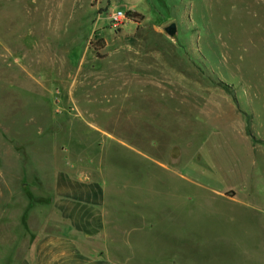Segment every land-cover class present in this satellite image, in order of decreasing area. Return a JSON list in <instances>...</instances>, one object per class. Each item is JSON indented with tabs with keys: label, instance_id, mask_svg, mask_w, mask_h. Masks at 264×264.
<instances>
[{
	"label": "rangeland",
	"instance_id": "374dc122",
	"mask_svg": "<svg viewBox=\"0 0 264 264\" xmlns=\"http://www.w3.org/2000/svg\"><path fill=\"white\" fill-rule=\"evenodd\" d=\"M107 1L0 0V264L28 238L21 184L59 144L182 264H264V0Z\"/></svg>",
	"mask_w": 264,
	"mask_h": 264
},
{
	"label": "crops",
	"instance_id": "0c3cea01",
	"mask_svg": "<svg viewBox=\"0 0 264 264\" xmlns=\"http://www.w3.org/2000/svg\"><path fill=\"white\" fill-rule=\"evenodd\" d=\"M131 4L146 2L133 0ZM59 130L56 136L63 133ZM9 131L13 133L10 148L24 163L26 136L20 134L17 137L21 141H15L16 130ZM75 136L71 139L79 143L82 135ZM73 153L66 144L55 146L48 163L35 164L38 167L33 171H40L41 177L34 175L33 180L21 184V189L31 191L34 197L22 235V239L28 238L25 243L22 240L23 253L15 264H182L178 259L182 247L157 239V217L140 208L135 213L128 212L125 203H121L123 199L107 197L99 165L85 167ZM137 153L162 166L147 154ZM170 215L184 217L182 212L173 211ZM187 243L186 239L181 240V245Z\"/></svg>",
	"mask_w": 264,
	"mask_h": 264
},
{
	"label": "built area",
	"instance_id": "2783aa9c",
	"mask_svg": "<svg viewBox=\"0 0 264 264\" xmlns=\"http://www.w3.org/2000/svg\"><path fill=\"white\" fill-rule=\"evenodd\" d=\"M109 6V2L107 4L106 9ZM109 20L111 22V24L117 28V27H121L122 25H124L127 20H128V13H124L121 10H113L110 15H109Z\"/></svg>",
	"mask_w": 264,
	"mask_h": 264
},
{
	"label": "water",
	"instance_id": "95a60500",
	"mask_svg": "<svg viewBox=\"0 0 264 264\" xmlns=\"http://www.w3.org/2000/svg\"><path fill=\"white\" fill-rule=\"evenodd\" d=\"M166 32H167L169 35L172 36V35L175 33V31H174V26L169 27V28L166 30Z\"/></svg>",
	"mask_w": 264,
	"mask_h": 264
},
{
	"label": "trees",
	"instance_id": "16d2710c",
	"mask_svg": "<svg viewBox=\"0 0 264 264\" xmlns=\"http://www.w3.org/2000/svg\"><path fill=\"white\" fill-rule=\"evenodd\" d=\"M246 134L252 138V135L250 133V129L246 128Z\"/></svg>",
	"mask_w": 264,
	"mask_h": 264
}]
</instances>
